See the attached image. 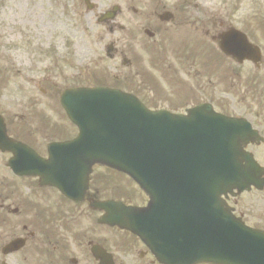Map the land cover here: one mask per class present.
<instances>
[{
  "label": "water",
  "instance_id": "95a60500",
  "mask_svg": "<svg viewBox=\"0 0 264 264\" xmlns=\"http://www.w3.org/2000/svg\"><path fill=\"white\" fill-rule=\"evenodd\" d=\"M87 96V95H77ZM130 101L135 102L131 98ZM110 103L115 104L108 109L107 114L98 120V127L94 133L88 129L90 119L82 120L86 117L87 111L94 110L92 107L76 110L79 119H81V134L79 138L65 145L67 149H77V159L84 161H99L116 168L125 170L148 189L153 198L158 200L157 191L153 186L147 185L145 177L155 186L157 182V171L165 170L167 164L170 163L171 172L179 175L183 181L190 182L196 173L192 168L191 161L199 162L203 156L191 155V148L194 151L196 147L197 131L206 126L223 127V122L220 118H216L211 114H207L202 118L195 120L192 125L186 124L189 121H184L181 118L169 116L167 114H152L147 112L142 106L128 104L127 106L121 103L116 104L115 100ZM217 121V122H216ZM222 123V124H221ZM225 124H229L225 121ZM71 148H69V147ZM64 148V147H63ZM60 166H67L60 163ZM217 174L214 180L215 184L209 183L206 178H201L198 175L197 180L192 182L195 194L196 207L202 210L204 198L210 203L216 201L219 204L218 196L220 192L225 191L227 185L236 178V173L226 171L222 168L215 169ZM208 172L213 176L209 170ZM234 186V185H232ZM200 200V201H199ZM129 221L133 227L148 237L155 244L158 242L155 235L147 232L143 227L136 222H140L143 214L151 211V207L135 213L127 210ZM135 213V214H133ZM210 216L206 213L207 224L206 230L200 232L199 239L195 240L193 233H189L186 237L190 243L194 261H211L221 262L225 264H264V234L258 231H251L248 228L241 226L239 230L227 215L228 225L223 233L220 228L223 244L218 250H208L209 240L208 233L211 229L209 220ZM121 226H125V222L121 221ZM176 227L177 223H172ZM205 242L201 249H196L198 242ZM180 258V257H179Z\"/></svg>",
  "mask_w": 264,
  "mask_h": 264
},
{
  "label": "flooded vegetation",
  "instance_id": "af4514ba",
  "mask_svg": "<svg viewBox=\"0 0 264 264\" xmlns=\"http://www.w3.org/2000/svg\"><path fill=\"white\" fill-rule=\"evenodd\" d=\"M252 22L248 24L254 41L260 44L264 52V0H254ZM158 9L148 19L154 22L156 15L163 11L174 12V21L179 19V14H188L195 5L191 0H159ZM184 17V16H183ZM240 23L244 24V17ZM258 69L253 71L248 77L243 76V71L237 79V87L243 91L250 86L253 92V104L258 110L253 122L264 134V53ZM1 152V151H0ZM5 154V153H4ZM1 159H3L0 156ZM3 161L0 160V264H99L91 256L89 246L92 243L102 244L107 251L113 254V264H150L144 259L145 254L137 252L138 259H134L135 247L121 251L122 261H116V250L114 246H109L113 240L111 234H100L98 228L91 231H77L73 224L84 214L82 206L66 212H53L49 208L47 200H44L41 207H36V196L34 193H24L26 187L8 167L4 170ZM96 199V195L91 193L88 197L90 202ZM62 213H68L67 219L56 222L52 220L59 218ZM244 213V212H243ZM81 235L87 245L81 242L75 243V236ZM23 238L25 241L21 245L13 243L16 239ZM19 242V241H18ZM59 244L74 246V251L67 256V248L62 251L60 257L64 261H58L56 254ZM55 248L52 251V248ZM154 262V261H152ZM108 264V262H106Z\"/></svg>",
  "mask_w": 264,
  "mask_h": 264
},
{
  "label": "rangeland",
  "instance_id": "374dc122",
  "mask_svg": "<svg viewBox=\"0 0 264 264\" xmlns=\"http://www.w3.org/2000/svg\"><path fill=\"white\" fill-rule=\"evenodd\" d=\"M39 1L17 0L18 3L15 6L13 0H0V53L4 54L5 58H10L9 66L6 67L4 64L3 85L20 87V91L32 92L31 86L35 83L38 85V96L42 101H49L52 97L56 98L65 86L74 85L71 75L78 70L80 62L85 64L89 60L87 52L90 44L88 42H93L95 38H101L104 35L107 39L102 43H105L106 40L115 39L117 35L109 36L103 27L91 23L89 18H81L78 12L72 13L69 5L74 0H50V7ZM123 1L125 0H113V2ZM63 6L66 8L63 9ZM103 8L105 7L97 6V11ZM81 11L83 12V9ZM20 39L17 48H14L13 44ZM120 39L124 40L123 35ZM34 47L46 49L47 55L43 58L38 55L31 56ZM55 59L63 60L61 74L64 78L57 77L54 72L49 74L51 78H41L46 65L50 60ZM12 72L16 73L15 77L11 76ZM85 74L86 71L83 72V75ZM42 87L48 89L49 97L45 98L42 95ZM173 92L174 90L169 88L166 94L171 96ZM25 95L30 96L28 93ZM158 95L159 97L153 102L166 107L171 106L176 99V94L173 95L175 99L170 98L167 101L162 95ZM57 109L59 113L49 110L54 119L53 122L67 126L68 133L73 134L75 131L67 122L62 109L59 107ZM22 110L20 105L18 112ZM37 138L36 142L43 149L45 137L38 134ZM119 180L122 181V179ZM136 198L139 199V197Z\"/></svg>",
  "mask_w": 264,
  "mask_h": 264
}]
</instances>
